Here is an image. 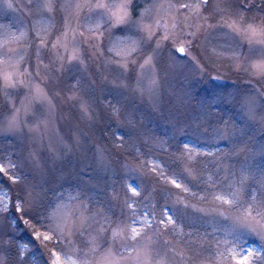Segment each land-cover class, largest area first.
<instances>
[{
    "label": "rangeland",
    "instance_id": "1",
    "mask_svg": "<svg viewBox=\"0 0 264 264\" xmlns=\"http://www.w3.org/2000/svg\"><path fill=\"white\" fill-rule=\"evenodd\" d=\"M145 7L144 0H139V11ZM35 11L28 0H0V31H25L32 42ZM66 15L60 5L46 13L52 18L50 38L62 29V17ZM86 23L81 12L73 26L79 24L83 30ZM213 31L219 30L205 33L201 29L192 49L184 54L176 52L171 41H163L153 54L154 67L140 69V59L136 65L129 64L126 72L115 65L105 67L109 54L105 51L103 57L94 56L84 45V65L73 62L76 66L58 74L55 85L44 76L43 67L39 69L41 75L36 76L39 62L34 50L23 49L25 59L20 70L27 66L32 75L22 77L24 85L0 91V114L7 118L13 108H20L22 121L14 131L0 127V165L8 171V175L0 173V264H8L12 238L21 231L18 223L23 212L16 211L17 205L41 213L50 188L68 180L76 188H58L47 223L35 231L33 241L20 242L22 255L11 264H20L26 251L31 253L33 264H52L53 253L59 255L61 264H110L103 259L107 249L97 232L80 235L72 222L82 211L81 203L91 210L84 215L107 212L111 207L115 215L109 214L110 218L116 220L120 204L127 197L140 202L135 205L138 211L147 207L157 218L169 210L165 219L171 215L175 223L164 231L144 227L136 241H127L128 247L121 246L119 251L114 248L117 264H244L247 252H252L251 264H264V78L237 71L227 51L235 42L231 36L214 35ZM107 37L105 33L101 48L107 45ZM236 40L243 45L239 51L245 58L250 47L264 48L249 45L243 37ZM205 46L225 49L218 63L207 59ZM42 56L44 64L49 65L50 54L45 51ZM260 56L254 53L251 62H258ZM75 76L78 78L72 80ZM153 79L157 82L154 90L142 91L141 87L146 89ZM117 82L124 86L117 87ZM36 84L47 92L49 103L32 101L31 86ZM73 86L79 91L73 92ZM84 87L90 88V94ZM81 94L94 102V121L82 118L76 101L69 99ZM105 95L118 104L104 100ZM30 102L32 110L25 113L23 109ZM105 102L121 107L122 114L111 120L103 118L110 107ZM250 109L255 118L250 116ZM159 118H163L161 131L157 127ZM107 122L116 125L112 131L98 135V125L106 127ZM151 125L154 127L147 131ZM114 132L118 142L127 143L122 152L110 150ZM174 137H179L183 146L178 162L176 154L168 153L178 144ZM140 142L150 143L145 153L153 158L147 163L133 159L142 150ZM157 147L169 150L163 153L166 157L155 153ZM189 155L198 161L195 166L188 160ZM63 162L70 164L69 170L50 187V174L62 173ZM10 176L16 177V182ZM172 180L181 188H176ZM133 181L139 185L138 196L133 195ZM221 192L236 193L243 207L215 201L213 194ZM117 193L119 201L115 199ZM77 196L81 199H70ZM58 204L65 206L68 227L51 215ZM248 208L251 216L247 223L252 226L234 227ZM37 233L42 235L37 238ZM44 235L50 239L44 240ZM92 237H97L96 243L100 244L99 255L90 250Z\"/></svg>",
    "mask_w": 264,
    "mask_h": 264
},
{
    "label": "snow or ice",
    "instance_id": "2",
    "mask_svg": "<svg viewBox=\"0 0 264 264\" xmlns=\"http://www.w3.org/2000/svg\"><path fill=\"white\" fill-rule=\"evenodd\" d=\"M144 2L147 7L143 11H139V0H28L30 6L34 5L36 10L34 15L37 17L32 26L34 32L32 42H29L28 34L25 31H0V91L24 85L25 80L22 77H25L26 74L27 76L32 75L27 66L23 71L19 67L25 59L23 53L25 48L33 49L34 56L39 62L36 65V76L41 75L39 69L43 67L46 69L44 76L55 85L58 74L76 66L73 62L84 65V54L87 51L85 49L82 53L84 45L92 50L94 56L103 57L105 51L109 54L105 67L110 68L115 65L117 69L126 72L129 64L136 65L137 61L142 59L143 62L139 64V68L143 70L146 66L154 67L152 64L153 54L161 47L163 41H171V47L176 52L184 54L192 49L193 42L197 40L201 29L205 33L209 30H219L213 31L212 34L222 33L224 36H231L235 43L230 49H227L231 52L228 59L235 61L233 66L236 70L264 78V48L250 47L249 55L245 58L239 51L243 45L236 40L237 37H243L247 39L249 45H264V15H256V13H264V7L261 6L264 5V0H144ZM57 5H60L62 11L67 15L62 17V29L55 37L50 38L49 29L52 27L50 24L52 18L46 16V13H51ZM81 12H84V20L87 22L83 30L79 24L73 26ZM246 13L248 15H245ZM225 29L227 31H224ZM105 33H108V43L104 48H101ZM158 33L161 35L158 36ZM153 43L155 48H150ZM12 45H16V47H12ZM45 51L50 54V67L44 64L42 53ZM224 52L225 49L222 48L217 50L204 47V54L213 63H218ZM256 52L261 53L260 59L258 62L252 63L251 57ZM156 84V80L153 79L146 89L141 87V90L152 91ZM120 86L124 85L117 82V87ZM71 90L79 91L75 86ZM31 99L38 104L49 103L47 92L39 84L31 86ZM69 99L76 101L82 118L89 121L95 120L94 102L87 99L86 94H81L79 97L72 96ZM23 110L25 113L32 110V103L26 105ZM20 113V108H13L7 118L0 114V127L6 126L9 131L16 130L22 123ZM121 114V107L110 105L104 118L111 120ZM123 114L128 115L127 113ZM250 116L255 118L251 109ZM112 140L114 147L123 146L117 141L116 133L112 134ZM187 147L185 145V148ZM188 160L192 166L198 163L193 155H189ZM0 173L8 175V171L2 165H0ZM9 178L16 182V177L10 176ZM132 183L135 185L132 188L133 195H140L136 190L139 185H136L134 181ZM171 183L176 188H181L176 180H172ZM183 191L187 192L189 189L184 188ZM213 195L215 201L222 204L243 207V204L238 201L236 193L221 192ZM18 199L23 201L22 197ZM59 199L62 200L63 196ZM70 199L79 200L81 197H70ZM115 199L120 200L118 193ZM252 199L254 202L255 197ZM138 203L140 202L127 197L120 204L121 212L116 220L110 218L109 214L115 215L111 207L107 209V212L84 215L85 212L91 210L86 204L81 203L82 211L72 222V228L80 235L86 231H96L107 249L103 253V259L109 261L110 264H117L114 248L119 251L121 246L128 247L127 241H136L142 235L141 229L144 227H155L164 231L168 225L175 223L171 215H167V219H165L169 210L157 218L148 211L147 207L143 212L138 211L135 207ZM64 207V205L58 204L51 215L68 227V217L63 210ZM125 209L128 211L125 212ZM16 211L26 213V209L19 205H17ZM245 213L246 215L242 218H237L238 223L234 227L252 226L247 223L251 216L250 208L245 209ZM257 215L261 216V213L257 212ZM261 219H264V216H261ZM59 226L57 225V227ZM41 235V233H37V238ZM43 239L49 240L50 237L44 235ZM96 239L97 237H92V240L89 241L93 245L90 250L94 255H99L97 248H100V244L96 243ZM122 241L125 242L123 245H121ZM53 255L55 258L52 260V264H61L59 255L55 253ZM251 256L252 252H247L244 256V264H251V260H249ZM85 264H88V261H85Z\"/></svg>",
    "mask_w": 264,
    "mask_h": 264
},
{
    "label": "trees",
    "instance_id": "3",
    "mask_svg": "<svg viewBox=\"0 0 264 264\" xmlns=\"http://www.w3.org/2000/svg\"><path fill=\"white\" fill-rule=\"evenodd\" d=\"M76 78H78V76L77 77L76 76L73 77L72 80H75ZM84 91H85L86 94H90V88L87 90L84 87ZM200 98H202L201 94L199 96H197L198 101H199ZM103 99L112 102V104H118V102H119V101L114 100L113 97L111 98L110 95H107V96L105 95V97H103ZM114 101H116V103H113ZM202 103H205V102H202ZM106 104L107 105H110L111 103H106ZM194 105L195 104H193L192 106H194ZM106 109H108V108L106 107ZM104 110H105V108H104ZM191 112H193V111H191ZM103 118H104V116H103ZM157 122H158L157 127L159 128V131H161L162 129L160 130V126L162 125L161 123H163V118H159V120ZM108 123L109 122H107L106 127H105V124H101L100 123L98 125V128H97V131L98 132L96 131L98 133V135H100L103 131H106L105 129H107V131L108 130L109 131H112L113 130L112 129L113 128V125H116V124H108ZM153 127H154V125H151L149 127H146V130L148 131V130H150ZM100 129H102V130H100ZM159 131H156V132H159ZM159 135H160V133H159ZM178 135H180V134H178ZM110 137H112V136H110ZM174 140H177V143H178L174 147V149H171V151H169V150H164L163 148H158L157 147V148L154 149L156 151L155 153H158L159 155L162 154V156L166 157V155H163V153L169 151L168 153H170L171 156L173 154H176L175 157H174V159L178 162V158H179L178 154H179V152H181V150H183V146H182V143L179 142V140H181L179 137H174ZM119 143H121L123 145L122 147H124V146L127 145V143L125 141H123V140H121ZM109 144L111 146V149L110 150L112 152H113V150L114 151L116 150V151L122 152L121 151L122 150V147H114V145H112L110 142H109ZM148 144H150V143L140 142V147H141L142 150H139L138 153H137V155H136V157H133V159L136 162H140L141 160H144L147 163V162L150 161V159L153 158V156H151L150 154L147 155V153H145V151L148 150V147H147ZM137 146H138V144H137ZM178 149H180V150L178 151ZM175 151H178V152L175 153ZM140 153H142L141 154V157H140ZM155 155L157 156V154H155ZM69 166H70L69 163H67V162L64 163L63 162L62 165H61V169H63V171H61L62 173H59V171H56L57 173L54 176L52 174H50L51 177H50L49 182H48L50 187H52L54 185V182L55 181H57L58 179L62 178L65 175V173H66L65 171H68L69 170ZM52 171H54V170L52 169ZM62 184H63L62 186H59V187H61V190L62 191H63V189H66V188H72V189L73 188H76L75 185H74V187L72 186L73 184L70 183V180H68L67 182H64ZM59 187L58 186L57 187H54L53 186L52 188H50V190H49L46 198L44 199L43 206H42V212L41 213H36L35 210H33V211L26 210V213L23 212V217L20 218L19 223H18V228L21 231L18 234H16L15 237L12 238V243H11V247H10L11 248L10 249L11 252H10V256L8 257V258H10V260L8 259V264H11L10 261H12L14 259L16 260L18 258V256L22 255V248H21L20 242L21 241H24V240L26 242H28V243L31 240L33 241V235H34L35 231L39 227L44 226L47 223L46 221H47V218H48V213H49V210H50L51 205L53 204V199H54L55 195L57 194V192L59 190L58 189ZM23 256L24 257L22 258L20 264H33V259L31 257V253H29V251H26Z\"/></svg>",
    "mask_w": 264,
    "mask_h": 264
}]
</instances>
